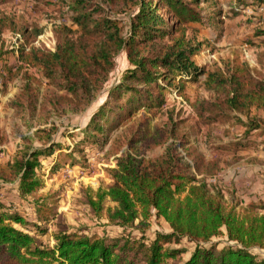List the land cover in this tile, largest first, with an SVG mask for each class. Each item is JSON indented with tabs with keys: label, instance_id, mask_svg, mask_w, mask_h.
<instances>
[{
	"label": "trees",
	"instance_id": "trees-1",
	"mask_svg": "<svg viewBox=\"0 0 264 264\" xmlns=\"http://www.w3.org/2000/svg\"><path fill=\"white\" fill-rule=\"evenodd\" d=\"M253 1L264 5V0ZM112 5H120L128 15L126 22L107 10ZM61 7H68L72 16L70 24L54 27L55 50L33 44L41 31H32L29 25L22 28L25 42L13 48L18 62L5 66L12 77L21 73L24 82L12 103L47 113L46 122L52 115L84 112L105 91L117 56L126 53L129 68L80 130L84 137L68 154L73 157L85 153L89 145L102 146L111 131L125 126L121 136L126 148L109 169L111 184L82 189L92 213L122 232L99 235L62 224L51 233L53 245L38 239L49 232L57 215L42 193L45 181L38 170L43 159L63 148L56 141L59 132L74 136L50 121L37 130L41 146L27 144L29 138H24L25 147L12 160L0 162V264H264V258L253 252L264 249V199L243 204L235 194L227 197L222 189L211 188L207 179L224 168L221 162L207 160L186 138H179L177 122L152 124L167 104L166 91L183 96L185 84L198 82L205 74L201 85L211 97L191 102L199 122L212 125L235 119L241 124L243 133L229 148L264 143V76L254 74L245 62L211 71L198 65L194 57L202 44L188 33L201 16L183 0H68ZM8 19L0 18V44L3 31L15 29L13 19L9 24ZM256 35L264 40V28ZM0 72L3 87L11 76L5 77L2 68ZM39 76L53 90L41 91ZM2 89L0 93L5 92ZM161 145L165 146L161 155L147 157L150 149ZM54 162L51 170L61 166ZM72 163L77 159L73 157ZM8 187L20 199H31L35 220L16 213L3 199ZM153 213L170 229L149 239L146 220ZM221 235H226L228 244L220 248L212 239ZM183 239L195 243L186 260L187 250L177 247Z\"/></svg>",
	"mask_w": 264,
	"mask_h": 264
},
{
	"label": "rangeland",
	"instance_id": "rangeland-1",
	"mask_svg": "<svg viewBox=\"0 0 264 264\" xmlns=\"http://www.w3.org/2000/svg\"><path fill=\"white\" fill-rule=\"evenodd\" d=\"M183 1L201 16L200 21L191 23L188 33L195 43L202 44L201 50L194 57L198 65L211 71L225 70L236 62H245L254 74L264 76V40L256 35L259 29L264 28L263 4L253 0L208 2L200 0L199 4H196L195 0ZM62 2L66 4L68 0H0V18L9 17L8 24L11 19L15 24V29L8 27L2 33L0 64L5 61L13 64L16 61V54L13 52L14 38L16 34L21 35L22 28L26 25H29L32 31H41L33 42L35 46L55 50L54 27L62 23H71L72 12L68 7L62 8ZM109 9L116 18L123 22L128 20V15L121 11L120 5H112V8H107ZM251 41H254V44ZM127 68H129L127 55L121 52L116 58V68L99 99L84 112H69L63 117L52 115L48 122L45 119L47 115L45 112H34L24 106H13L12 101L24 83L22 74L18 73L12 77L6 68L3 69L4 76H11V79L3 85L2 90L5 92L0 93V162L12 160L15 154L25 147L24 138H29L27 144L41 146L42 141L37 130L48 126L50 121H54L61 130L74 132L73 137L58 133L56 141L60 142L63 148L58 149L53 157L43 159V166L38 170L45 181L42 193L48 196V202L57 211V215L49 223V232L38 237L45 246L54 244L51 233L62 224L72 231L95 232L99 235H115L122 232L119 226L110 224L105 218H98L92 213L85 203L82 189L84 187L97 189L111 184L109 169L116 166L115 157L126 148L124 138L121 136L125 126L111 131L108 135L109 141L104 145H89L85 148V153H74L73 157L77 159V163H72L73 157L68 154L78 139L84 137L80 130L109 98ZM31 71L39 75L37 70L31 68ZM39 77L43 81L41 91L53 90L52 87L46 86L43 76ZM204 78L205 74L199 77L198 82H187L183 96L166 91L164 94L167 104L154 117L152 124L163 127L170 126L173 121L177 122L176 132L179 138H186L188 145L202 153L207 160L221 162L224 168L207 179L211 188L222 189L227 197L235 194L243 204L264 199V143L258 141L243 149L229 148V144L233 140L237 141L236 138L242 135L244 129L241 124L236 123L235 119H223L212 125L199 122L191 102L196 98L211 97L201 85ZM187 105L192 109L189 114L184 111ZM240 115L246 119L245 115ZM128 126L131 127L132 123ZM164 148L165 146L161 145L150 149L147 157H158ZM54 157L61 166L51 170L55 164ZM2 197L13 211L29 220H35L31 199H20L16 190L11 187H8ZM146 222L149 225L146 230L149 239L153 238L156 232H168L170 229L164 218H157L155 213ZM132 233L139 234L137 230H132ZM212 242L217 243L220 248L228 244L226 235L215 237ZM177 247L187 250L183 255V259L186 260L194 251L195 243L183 239ZM253 252L259 258H264V249L254 248Z\"/></svg>",
	"mask_w": 264,
	"mask_h": 264
},
{
	"label": "built area",
	"instance_id": "built-area-1",
	"mask_svg": "<svg viewBox=\"0 0 264 264\" xmlns=\"http://www.w3.org/2000/svg\"><path fill=\"white\" fill-rule=\"evenodd\" d=\"M25 42V39L23 38L22 35L20 34H16L15 38H14V44H13V48H18L21 44H23ZM47 47H50L49 45H47ZM16 55H18L17 51H16ZM188 106V105H187ZM184 107V111L187 112V114H189L190 112H192V109L190 106L188 107Z\"/></svg>",
	"mask_w": 264,
	"mask_h": 264
},
{
	"label": "crops",
	"instance_id": "crops-1",
	"mask_svg": "<svg viewBox=\"0 0 264 264\" xmlns=\"http://www.w3.org/2000/svg\"><path fill=\"white\" fill-rule=\"evenodd\" d=\"M15 57H16V61L15 62H18V60H17V55H15ZM6 61L3 63V62H1V64H0V69L2 68V69H4L5 68V66H6Z\"/></svg>",
	"mask_w": 264,
	"mask_h": 264
}]
</instances>
